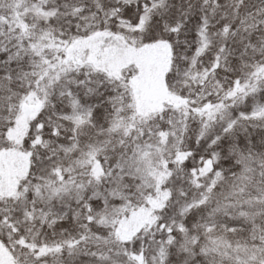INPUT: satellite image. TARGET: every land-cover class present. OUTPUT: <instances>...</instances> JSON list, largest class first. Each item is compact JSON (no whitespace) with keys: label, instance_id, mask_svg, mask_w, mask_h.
<instances>
[{"label":"snow or ice","instance_id":"6c2138e0","mask_svg":"<svg viewBox=\"0 0 264 264\" xmlns=\"http://www.w3.org/2000/svg\"><path fill=\"white\" fill-rule=\"evenodd\" d=\"M0 264H264V0H0Z\"/></svg>","mask_w":264,"mask_h":264}]
</instances>
